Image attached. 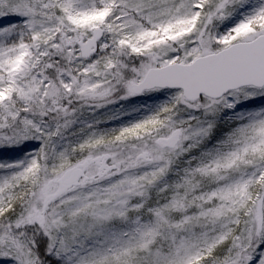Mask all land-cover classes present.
Instances as JSON below:
<instances>
[{
  "label": "snow or ice",
  "instance_id": "obj_1",
  "mask_svg": "<svg viewBox=\"0 0 264 264\" xmlns=\"http://www.w3.org/2000/svg\"><path fill=\"white\" fill-rule=\"evenodd\" d=\"M0 264H264V0H0Z\"/></svg>",
  "mask_w": 264,
  "mask_h": 264
}]
</instances>
